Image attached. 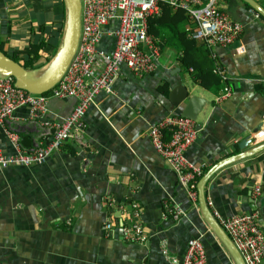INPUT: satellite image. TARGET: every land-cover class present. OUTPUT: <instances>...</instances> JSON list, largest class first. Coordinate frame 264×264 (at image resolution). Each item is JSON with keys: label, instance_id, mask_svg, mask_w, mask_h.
Segmentation results:
<instances>
[{"label": "crops", "instance_id": "obj_1", "mask_svg": "<svg viewBox=\"0 0 264 264\" xmlns=\"http://www.w3.org/2000/svg\"><path fill=\"white\" fill-rule=\"evenodd\" d=\"M255 1L264 8V0ZM219 6L241 24L239 37L227 46L206 47L196 40L201 46L192 55L199 71L214 74L216 64L223 69L225 78H219L216 87L205 88L193 80L191 68L178 63L180 52L167 37V44L158 47L156 68L138 75L122 66L112 92L95 96L81 130L43 163L0 170V264H178L186 242L196 237L204 246L203 264H233L200 215L196 196L194 201L188 198L146 136L149 125L165 114L179 115L180 106H172L167 98L178 80L191 94L209 101L194 122L196 136L184 151L189 164L206 170L252 147L240 150L238 143L264 127V21L254 17L242 0H221ZM63 20L62 0H0L3 50L13 54L41 41L48 43L59 26L57 47ZM183 27L194 26L188 20ZM148 35L157 45L158 39ZM112 42L103 37L99 46L109 51ZM46 49L39 51L38 62L52 56ZM224 87L228 95L216 100ZM74 103L72 97L50 99L47 118L66 116ZM13 116L22 118L25 110L18 109ZM19 129V138L29 141L36 134L22 123ZM0 148L10 149L1 128ZM204 196L217 221L255 212L264 235V153L217 169L204 185ZM163 200L178 205L184 214L177 219L162 216ZM130 202L139 210L146 237L142 243L126 241L120 234L118 223L129 222Z\"/></svg>", "mask_w": 264, "mask_h": 264}, {"label": "built area", "instance_id": "obj_2", "mask_svg": "<svg viewBox=\"0 0 264 264\" xmlns=\"http://www.w3.org/2000/svg\"><path fill=\"white\" fill-rule=\"evenodd\" d=\"M221 0H79V33L75 52L61 78L45 93L34 94L13 84V79L0 74V128L7 140L9 150L0 148V170L8 166H30L43 163L63 142L82 128V118L94 105L95 96L111 93L112 84L122 66L135 74H149L158 64L159 49L147 33V21L158 15L159 4L183 9L193 28L188 36L202 42L206 47L227 46L240 35L242 26L230 18L219 6ZM249 12L258 17L251 8ZM103 37L113 39L112 48L105 51L99 44ZM214 72L224 79L219 65ZM228 95L227 87L216 96L221 100ZM75 99L71 111L54 120L48 117V101L52 98ZM25 110V116L15 118L14 112ZM31 127L35 136L27 147L20 143L19 124ZM194 121L176 114H165L149 125L146 136L153 150L176 176L177 183L194 201L195 184L203 173V165H191L184 151L196 136ZM165 134L167 137H165ZM264 141V127L248 136V143L255 146ZM264 153V150H262ZM258 192V187H255ZM112 204V199L107 198ZM162 216L177 219L181 208L163 200ZM130 209L128 223L119 220L122 239L130 242L145 241L143 226L139 219L137 204H127ZM226 233L244 264H263L264 235L257 224L255 212L237 213L221 217L217 221ZM109 223H105L108 227ZM163 252H165L163 250ZM174 263L175 259H171ZM205 251L200 238L186 242L178 264H203Z\"/></svg>", "mask_w": 264, "mask_h": 264}, {"label": "water", "instance_id": "obj_3", "mask_svg": "<svg viewBox=\"0 0 264 264\" xmlns=\"http://www.w3.org/2000/svg\"><path fill=\"white\" fill-rule=\"evenodd\" d=\"M242 1L256 12L258 16L264 19V8L255 0ZM62 4L64 20L60 41L52 58L46 63L32 69H27L0 51V74L11 77L14 86L17 88L34 94L45 93L57 83L65 72L76 49L79 33L80 3L79 0H62ZM167 98L172 106H180V116L189 118L194 122L203 108L209 103V101H206L204 98L191 94L179 80L169 89ZM197 127L198 125H195V128ZM20 143L22 146L27 147L29 144L28 137H21ZM248 144V137H245V139L238 143V147L241 150ZM262 150H264V141L248 149L241 150L237 154L217 161L202 173L195 184L196 199L200 215L208 229L227 252L233 264L244 263L234 245L208 209L204 196V185L207 179L220 167L238 159L259 153Z\"/></svg>", "mask_w": 264, "mask_h": 264}, {"label": "trees", "instance_id": "obj_4", "mask_svg": "<svg viewBox=\"0 0 264 264\" xmlns=\"http://www.w3.org/2000/svg\"><path fill=\"white\" fill-rule=\"evenodd\" d=\"M243 4L246 6V8L250 9L245 2H243ZM159 7V15L151 17L147 21V33L158 39V47L161 43L167 44V37L168 39L174 41V44L171 42L168 44H171V46L175 48L176 51L180 52V55L177 56V61L183 67L191 68L193 80L197 79L198 83L205 88H210L211 86L216 87L221 81L218 75L210 72L207 73L203 70L199 71V62L197 64V60L192 56L195 50L200 48L201 45L197 43L196 40L188 36V30H190V28L183 27L184 23L189 20L186 12L180 8L173 9L166 3H160ZM258 18L264 21L262 17L258 16ZM59 33L60 30L58 26L57 28L53 29L51 40L48 43L41 41L37 44H32L30 49H24L13 54L5 53L2 47L4 42L0 39V51H2L12 60L18 62L22 67L32 69L41 66L50 59L45 57L44 59L42 58L40 62H38L40 58L39 51H42V49L45 47L47 48L45 51L46 53L51 51V49L54 51ZM52 53L53 52L48 53V55L50 56ZM20 55H24V57H21ZM207 70L209 71V69Z\"/></svg>", "mask_w": 264, "mask_h": 264}, {"label": "rangeland", "instance_id": "obj_5", "mask_svg": "<svg viewBox=\"0 0 264 264\" xmlns=\"http://www.w3.org/2000/svg\"><path fill=\"white\" fill-rule=\"evenodd\" d=\"M55 48H56V46H55ZM55 48H54V51H53V49H51V52H53L52 55H53L54 52H55ZM50 58H52V56H51Z\"/></svg>", "mask_w": 264, "mask_h": 264}]
</instances>
